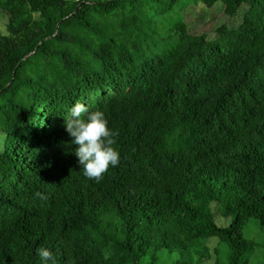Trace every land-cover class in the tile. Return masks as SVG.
Masks as SVG:
<instances>
[{
  "label": "trees",
  "instance_id": "trees-1",
  "mask_svg": "<svg viewBox=\"0 0 264 264\" xmlns=\"http://www.w3.org/2000/svg\"><path fill=\"white\" fill-rule=\"evenodd\" d=\"M187 1L0 3V264H264L244 233L264 227V0H201L241 17L213 37ZM77 101L118 132L99 182L64 125Z\"/></svg>",
  "mask_w": 264,
  "mask_h": 264
},
{
  "label": "clouds",
  "instance_id": "clouds-1",
  "mask_svg": "<svg viewBox=\"0 0 264 264\" xmlns=\"http://www.w3.org/2000/svg\"><path fill=\"white\" fill-rule=\"evenodd\" d=\"M64 125L77 145L75 152L83 169V174L99 182L109 167L120 163L121 154L116 147L118 132L109 127V121L103 110L90 107L77 101L68 108ZM41 264H56L53 251L47 246L37 249Z\"/></svg>",
  "mask_w": 264,
  "mask_h": 264
},
{
  "label": "rangeland",
  "instance_id": "rangeland-1",
  "mask_svg": "<svg viewBox=\"0 0 264 264\" xmlns=\"http://www.w3.org/2000/svg\"><path fill=\"white\" fill-rule=\"evenodd\" d=\"M4 2H6V0H0V3ZM185 6L187 7L182 9V19L187 23L189 31L193 34L205 33L209 37H213L216 35V27H218L220 24H227V26L233 27L239 23L241 18L239 16L228 17L223 12V9L219 3L215 4L212 7H207L202 3L201 0H188L185 3ZM177 7L179 8V6ZM241 10L239 9V11ZM22 18L27 20L35 18L40 22L43 21L40 16L36 18L35 15L29 13L28 11ZM5 22L6 16L4 12L0 10V26H3ZM2 30H5L4 26L2 27ZM37 64V60L29 57L25 61L24 73L34 74L36 68L38 67ZM212 206V209L215 211L214 215L216 223L220 225H227L230 221V218L224 216L222 217V215L220 216L215 203H213ZM252 225L253 226L251 227H245L244 233L247 237L252 238L258 243L255 255L253 256L254 259L256 256H262V251L257 250L258 247L264 243V227L258 226L255 223ZM210 239L213 240L214 238ZM211 242L214 243L215 241L213 240Z\"/></svg>",
  "mask_w": 264,
  "mask_h": 264
},
{
  "label": "water",
  "instance_id": "water-1",
  "mask_svg": "<svg viewBox=\"0 0 264 264\" xmlns=\"http://www.w3.org/2000/svg\"><path fill=\"white\" fill-rule=\"evenodd\" d=\"M56 28H57V27H56ZM28 55H29V54H28ZM28 55H27V56H28ZM27 56H26V57H27Z\"/></svg>",
  "mask_w": 264,
  "mask_h": 264
}]
</instances>
